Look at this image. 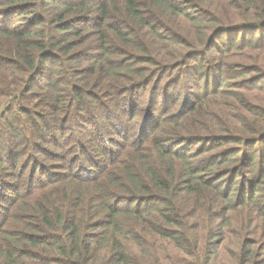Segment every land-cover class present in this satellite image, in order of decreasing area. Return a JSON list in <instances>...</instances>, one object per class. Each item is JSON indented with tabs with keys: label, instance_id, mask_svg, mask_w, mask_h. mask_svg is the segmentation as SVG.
Masks as SVG:
<instances>
[{
	"label": "trees",
	"instance_id": "obj_1",
	"mask_svg": "<svg viewBox=\"0 0 264 264\" xmlns=\"http://www.w3.org/2000/svg\"><path fill=\"white\" fill-rule=\"evenodd\" d=\"M263 182L264 0H0V264H214L233 191L255 264Z\"/></svg>",
	"mask_w": 264,
	"mask_h": 264
},
{
	"label": "rangeland",
	"instance_id": "obj_2",
	"mask_svg": "<svg viewBox=\"0 0 264 264\" xmlns=\"http://www.w3.org/2000/svg\"><path fill=\"white\" fill-rule=\"evenodd\" d=\"M180 92L182 91L180 90ZM263 187H264V182H263ZM245 192H247V190ZM233 193H234V196L239 200L238 203H240L230 213V215H232V218L236 219V223L233 222L232 226H225L224 230H225L226 239H224V242L218 248L219 255L216 257V263L214 264H221V262L222 264H247V252L250 250L249 246H247V240L255 239V236L252 233L253 231H251V233L249 234L245 233V230L247 228L246 227L247 226V215H249V213L251 212L250 206H247V200L239 198V194L237 193V191H233ZM240 196H242V194ZM259 197L263 198L262 200L264 201V192L261 193ZM218 221L219 219L216 220V223L213 226L218 227ZM214 230L216 231V229ZM236 233H237V236H236ZM234 245L242 249V252L246 251L245 256L232 253L231 250L234 247ZM258 248H254V251H258ZM262 252L264 253L263 249H262ZM262 252L259 251L257 253V257H256L257 259L255 261V264H259L260 259L258 258L260 257ZM183 256L184 255L181 254L179 256L172 257V264H209L206 261H202L201 263H199L196 260H192V262H182ZM245 261L246 263H244Z\"/></svg>",
	"mask_w": 264,
	"mask_h": 264
}]
</instances>
